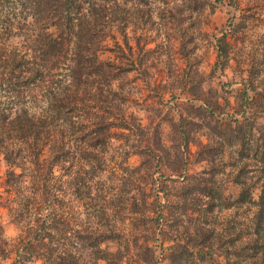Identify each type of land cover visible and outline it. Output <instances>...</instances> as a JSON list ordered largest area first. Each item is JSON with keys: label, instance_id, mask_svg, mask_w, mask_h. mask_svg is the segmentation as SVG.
Returning <instances> with one entry per match:
<instances>
[{"label": "trees", "instance_id": "obj_1", "mask_svg": "<svg viewBox=\"0 0 264 264\" xmlns=\"http://www.w3.org/2000/svg\"><path fill=\"white\" fill-rule=\"evenodd\" d=\"M149 1L0 0V160L10 201L20 205L17 237L8 241L0 226V256L11 264H264V133H253L255 121L212 109L206 143L176 130L178 145L165 146L158 125L148 139L112 87L136 70L123 31L127 6ZM112 27L123 37L116 50L104 48ZM185 37L179 32V52L189 57ZM216 39L223 70L228 44ZM103 50L116 60L101 61ZM190 145L193 161L210 169L187 174ZM232 147L236 157L225 162ZM218 173L231 176L235 198L224 195ZM65 174L86 211L81 229L72 226L74 207L58 197ZM109 241L113 252L102 248Z\"/></svg>", "mask_w": 264, "mask_h": 264}, {"label": "rangeland", "instance_id": "obj_2", "mask_svg": "<svg viewBox=\"0 0 264 264\" xmlns=\"http://www.w3.org/2000/svg\"><path fill=\"white\" fill-rule=\"evenodd\" d=\"M185 1L156 0L149 1L147 6H135L133 2L128 4L131 19L123 31L131 49V55H127V58L134 63L136 70L126 73L112 86L124 96L121 105L124 112L149 130L148 139H151V133L158 125V135L165 146L178 145L176 130L195 132L198 135L193 141L206 143L209 131L205 124H213L208 118L212 109L216 114L223 113L221 117L225 119L228 116L239 121L249 118L255 121L257 128L253 133L257 136L258 132L264 133V0H219L217 3L216 0H196L198 3L190 2L189 6L185 5ZM199 2L206 4L201 9L202 13L198 9L201 8ZM212 6L215 8L211 12ZM144 14L145 20L147 15L151 17L150 21H139L138 16ZM179 30L186 35L187 48H192L189 57L179 52ZM223 37L228 44L230 60L220 70L216 64V38ZM114 42L123 44L122 34L117 27L109 30L104 48L114 49ZM98 57L101 61L116 60L114 54L105 50L99 52ZM250 71L253 73L250 74ZM179 116L183 121L179 120ZM200 118L203 126L197 127ZM189 150L187 174L211 168L205 162L193 161L195 146L190 145ZM235 157V148L232 147L227 149L223 160L232 162ZM139 162L138 156H129L130 166L135 167ZM213 169L224 170L221 166H213ZM5 172V165L0 160V226L3 237L11 241L19 234V224L14 222V216L20 205L16 200L10 201L12 194L6 192ZM225 174L218 173L215 180L222 182L225 196L235 198L238 188L231 182V176ZM55 175H59V172L56 171ZM159 175L155 174V178ZM76 176L79 178V174ZM63 180L67 188L62 189L63 193H58V197L74 207L76 223L72 226L81 229L86 220V211L68 185L70 176L65 174ZM108 199L112 200L110 197ZM231 212L222 211V218ZM107 214L110 215L109 210ZM23 215L22 218H27L28 213L24 212ZM102 248L113 252L118 247L109 241ZM86 258L91 259L89 256ZM11 260L0 256V264H11ZM96 264L106 263L98 261Z\"/></svg>", "mask_w": 264, "mask_h": 264}]
</instances>
